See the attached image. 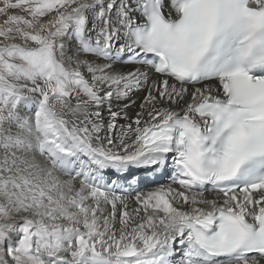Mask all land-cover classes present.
Listing matches in <instances>:
<instances>
[{
    "label": "snow or ice",
    "instance_id": "1",
    "mask_svg": "<svg viewBox=\"0 0 264 264\" xmlns=\"http://www.w3.org/2000/svg\"><path fill=\"white\" fill-rule=\"evenodd\" d=\"M0 264H264V0H0Z\"/></svg>",
    "mask_w": 264,
    "mask_h": 264
}]
</instances>
